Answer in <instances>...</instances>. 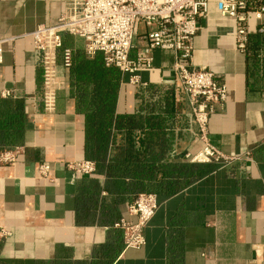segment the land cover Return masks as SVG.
<instances>
[{
  "label": "crops",
  "instance_id": "0c3cea01",
  "mask_svg": "<svg viewBox=\"0 0 264 264\" xmlns=\"http://www.w3.org/2000/svg\"><path fill=\"white\" fill-rule=\"evenodd\" d=\"M216 1L199 20L192 64L227 85L226 102L210 117L209 139L242 159L227 167L183 159L197 147V126L172 71L175 53L156 48L153 67L138 72L140 84L120 71L114 113L131 124L112 132L107 157L95 161L93 174L82 175L67 167L91 159L86 115L63 50L55 67L60 87L48 105L43 54L30 36L38 25L57 21L64 0H0V36L9 39L0 99L23 104L25 147L15 163H0V227L10 232L0 239V264H264V34L251 32L247 49L238 50L236 23L220 14ZM63 41L84 52L82 38L65 33ZM145 44L139 37L132 55ZM7 90L12 97H3ZM152 155L161 167L153 180L113 169L117 163L147 166ZM43 163L51 166L48 179L38 173ZM145 191L156 193L159 207L144 229L145 245L126 248L113 224L135 220L128 205Z\"/></svg>",
  "mask_w": 264,
  "mask_h": 264
},
{
  "label": "built area",
  "instance_id": "2783aa9c",
  "mask_svg": "<svg viewBox=\"0 0 264 264\" xmlns=\"http://www.w3.org/2000/svg\"><path fill=\"white\" fill-rule=\"evenodd\" d=\"M209 3L210 0H64V12L55 23L40 24L30 33L34 48L43 54L45 101L49 105L60 87L55 67L65 33L84 40L87 58L101 55L106 67L131 74L130 83L135 85L140 84L138 72L153 67L154 49L172 51L175 53L172 71L187 97L197 126V147L184 153L183 159L190 164L217 163L222 167L241 160V156L225 154L209 139L210 117L226 102L227 85L219 83L212 71L192 64L194 37L201 28L199 20L208 15ZM216 4L222 16L236 23L234 37L238 50L247 49L251 32L264 34V0H217ZM141 26L147 30L140 33ZM139 37L146 44L133 56ZM8 40L0 36V65L4 62V43ZM62 62L70 67V49L63 50ZM2 95L13 96L9 90ZM261 145L264 147V139ZM24 152L22 145L0 151V163H15ZM67 167L76 173L91 175L96 171V162L71 161ZM50 170L51 166L43 163L38 173L48 179ZM158 207L156 193L140 192L127 209L135 220L122 217L113 224L121 231L126 248L145 245L144 229ZM9 235L8 230L0 227V239Z\"/></svg>",
  "mask_w": 264,
  "mask_h": 264
},
{
  "label": "trees",
  "instance_id": "16d2710c",
  "mask_svg": "<svg viewBox=\"0 0 264 264\" xmlns=\"http://www.w3.org/2000/svg\"><path fill=\"white\" fill-rule=\"evenodd\" d=\"M73 47L75 46L70 42L63 41V47L58 51V55L59 52L62 54L61 50L64 49L72 51V63L68 68L78 109L86 115V157L100 164L107 157L112 132L131 124L129 117L115 116L114 113L121 73L117 68L106 67L99 55L89 59L83 50L77 49L74 52ZM0 102L4 103L1 110L4 117L0 119V151H3L21 143L24 106L22 103H13L4 99H0ZM150 158L152 159L147 166L136 164L130 167L117 163L113 169L119 174L148 177L153 180L156 169L161 167H156L157 158L154 155ZM184 167L190 168L188 165L182 166L183 169ZM42 264H72V262L57 260Z\"/></svg>",
  "mask_w": 264,
  "mask_h": 264
}]
</instances>
